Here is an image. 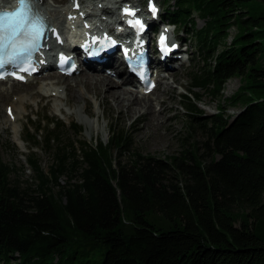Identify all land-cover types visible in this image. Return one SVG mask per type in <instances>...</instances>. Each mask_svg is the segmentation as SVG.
Here are the masks:
<instances>
[{
    "label": "trees",
    "instance_id": "trees-1",
    "mask_svg": "<svg viewBox=\"0 0 264 264\" xmlns=\"http://www.w3.org/2000/svg\"><path fill=\"white\" fill-rule=\"evenodd\" d=\"M162 1L161 18L195 40L201 64L182 107L186 132L209 124L207 161L195 144L180 156L143 155L114 125L106 142L77 146L66 137L80 125L39 118L24 138L53 154L48 169L29 151L35 182L23 185L0 160V264H264V16L244 0ZM234 76L242 83L227 100L242 110L230 120L220 107L200 123L199 92L219 98Z\"/></svg>",
    "mask_w": 264,
    "mask_h": 264
},
{
    "label": "rangeland",
    "instance_id": "rangeland-1",
    "mask_svg": "<svg viewBox=\"0 0 264 264\" xmlns=\"http://www.w3.org/2000/svg\"><path fill=\"white\" fill-rule=\"evenodd\" d=\"M44 1L45 4L50 6L59 5L63 7L67 4V0H63L65 4L61 0ZM102 1L104 2V0ZM103 2L100 3L103 4ZM105 2L112 3L109 0H105ZM157 2L162 5L161 12L163 13L165 4L162 0H157ZM241 8L248 10L252 16H264V0H244L241 3ZM103 17H107V15H103ZM195 21L197 28L202 26L201 19L195 16ZM260 23L264 26V19H260ZM63 27L65 28V26ZM170 28L173 27L170 26ZM179 30L180 28L176 27L173 35L177 40L183 41L182 46L186 45L188 49L187 54H190V58H187L182 64L176 61L174 62L173 69L162 71L166 77L163 79L165 82L160 83V87L147 94L149 95L148 98L153 99L155 109L153 112L159 111L160 105L156 103L157 100H164L163 106H165V109L167 108L158 114L159 118H157L158 120H154V126H147L149 122L148 117L142 119L141 123L136 122V118L139 115L138 112L118 113V108H116L111 94H107V97H104V105L102 107L98 106V100L91 93H85L84 99L81 97L76 98V95L79 94L78 88H81L80 91L82 92L83 87L76 86L73 90H67L63 86L68 83L73 87L75 85L74 75L77 72L67 79L59 80L53 85L54 87L52 88L55 89V92L59 93V96L50 95L47 97L43 89H40L42 86L44 88L51 87V85L46 86V81L50 84L54 83L55 79L53 77L47 78L45 81L42 79L47 73H54L53 71L36 75L30 82L20 85L13 84L12 82L0 83V160L14 167L15 172L11 174V179L18 180L23 185L35 182L33 170L26 160L29 151L33 150L35 152L44 171L51 164L53 159L52 153H48V150H41L40 147H32L29 150L31 142H26V138H24L27 135V127L36 123L37 119L45 117L53 120H62L67 126L69 122L80 125L82 127L80 135H75L73 132H70L68 135L66 132V135H68L66 139L74 141L77 146L81 142L91 143L96 139L106 142L108 136L107 129L110 125H114L132 132L133 141L143 155L150 154L156 158L170 155L180 156V152L185 153L187 150L192 149L193 144H195L199 152L204 154L203 161H207L209 153L204 147V142L206 140L205 131L209 124L202 126L196 133L186 132V120H188V117L185 116V109L182 107V94L185 93L186 89H189L191 70L199 64L200 60H198V53L195 50V40L188 35L190 27L188 26L182 32ZM236 31L237 28L235 26H232L228 30L226 44L231 42ZM115 82H120V79H116ZM241 83L238 76L227 79L219 98H213L208 91H200L201 97L197 103V107L203 112L199 119L200 123L204 124L207 117L216 114L220 107L222 118L232 120L242 110L243 106L240 103L230 104L227 99L237 90ZM162 85L164 86L162 87ZM121 87L123 88V86ZM121 87L111 85L110 90H121ZM131 93L134 95L136 92L132 91ZM98 96L99 98L101 97L100 94ZM68 97H71L72 101L66 103V98ZM17 102L20 104L18 117H16L13 123L9 124L7 121L8 115H10L9 110H11V105L14 108ZM23 102L25 103V108H21V103ZM143 111L144 109H141L140 112ZM189 137L191 139L185 141ZM128 157L127 154L112 156V158H116L115 164L117 161L122 164L128 160ZM65 179L64 176L60 178V184H64Z\"/></svg>",
    "mask_w": 264,
    "mask_h": 264
},
{
    "label": "bare ground",
    "instance_id": "bare-ground-1",
    "mask_svg": "<svg viewBox=\"0 0 264 264\" xmlns=\"http://www.w3.org/2000/svg\"><path fill=\"white\" fill-rule=\"evenodd\" d=\"M41 1V5H42V10L48 15V17L50 18L51 23H53L54 25L57 24H61L63 21V16L65 14H68V12L65 11L66 7L68 6L70 8V4H66L63 7L61 6H50L45 4L44 0H40ZM63 4H65V2H63V0H61ZM68 1V0H67ZM80 7H81V12H91L94 16L95 19H99L101 18L103 15L106 14V11L109 7L112 8L113 6H109L108 2H104L102 0H94L92 2L89 0H78ZM100 2H103L102 7L98 8V4ZM124 2V1H123ZM98 3V4H96ZM131 6L136 10V12L139 10L140 8V0H131ZM96 4V5H94ZM101 4V3H100ZM80 13H74L75 16L79 15ZM125 18V17H123ZM78 19V18H77ZM85 20V18H83ZM169 35L172 37L173 41H178L177 38L173 35V31L171 29H169ZM179 64H182L183 62L180 60H177ZM121 62L118 61H114V63H111L110 61H107L105 63L102 64H96L94 63L93 65L95 66V68H90V69H81L79 72H77L74 76H75V85L72 87L70 86L68 83L65 84L64 89L67 90H73L75 89L76 86H80L83 87L82 88V92L80 91L81 88H78V92L79 94L76 95V98H85V93L87 94H92L94 96V98L96 100H98V106L102 107L104 105V97H107V94H111V96L113 97V101L115 102L116 108H118V113L124 112V113H135L138 112L139 115L136 118V122L141 123L142 119H146L147 117L149 118V122L147 123V126H154V120H158L157 118H159V113L163 112L165 109L164 100H157L156 103L158 105H160V108L158 109L159 111H155L153 112L154 109V105H153V99L152 98H148L149 95L147 94H142L138 91L134 90H126L124 88H122L121 86L126 85L127 81L129 80L128 78H123L120 73L125 70V68L122 70L121 66H120ZM110 70L109 71H107ZM78 70V69H76ZM75 70V71H76ZM174 73V72H173ZM172 73V76H173ZM79 75V77H77ZM73 76V77H74ZM164 78L165 75H163ZM53 77L55 79L53 84H50L49 82H45L46 86H50L49 88H44L43 86L40 89H43V92H45V95H47V97H49L50 95L52 96H59L58 92H55V89L52 88L54 87L53 85H55L59 80H64L69 78L68 76H62L59 74H54L52 72L47 73L46 75H44L42 77V79L45 81L47 78ZM122 77V78H121ZM35 78V76L32 77V79ZM120 79V82H115L116 79ZM4 81H0V83H2ZM115 82V83H114ZM162 82H165V80H162ZM13 84H22L21 82H13ZM111 85H115V86H120L121 87V91L120 89L118 90H110V86ZM164 85H162L163 87ZM230 86V85H229ZM165 90V89H162ZM135 91L136 93L133 95L131 92ZM151 93V92H150ZM101 95V97L99 98L98 95ZM22 98V97H21ZM20 101V100H19ZM72 101L71 97L66 98V103H69ZM25 103H21V108H25ZM15 108V110H14ZM13 106L11 105V114L8 115V123L11 124L14 122V120L16 119V117H18L19 114V109H20V104L17 102L15 103ZM141 109H144L143 112H140ZM157 115V116H156Z\"/></svg>",
    "mask_w": 264,
    "mask_h": 264
},
{
    "label": "snow or ice",
    "instance_id": "snow-or-ice-1",
    "mask_svg": "<svg viewBox=\"0 0 264 264\" xmlns=\"http://www.w3.org/2000/svg\"><path fill=\"white\" fill-rule=\"evenodd\" d=\"M20 8L18 11L13 13H5L0 9V72L6 68L9 64L17 65L16 72H11L9 75H15L18 79H23V76L17 75L16 73H30L35 72L36 68L24 67L25 64H29L32 60V56L37 52L42 41L46 38L47 32L51 30L55 33V29H50L47 24L45 17L40 12H33L30 6L29 0H19ZM150 10L155 15L156 9L154 6L150 5ZM125 15L129 17H135V10L130 8L123 9ZM8 17H15V19L9 20ZM130 27L134 29H139L143 31L144 25L140 19H130L128 21ZM104 39L111 40L110 37H105ZM166 36L161 34L159 38V43L161 46V51L165 54L170 50L166 43ZM92 42L94 44L100 43L99 38L93 37ZM114 45L115 40H111ZM103 47V45H101ZM176 45H172L175 48ZM12 49L13 54L6 56L5 50ZM20 53H26L22 60L17 61L16 55ZM127 50H125V55L127 56ZM61 62H66L67 58L63 55L60 57ZM135 72L136 69L132 68ZM11 114V110H9Z\"/></svg>",
    "mask_w": 264,
    "mask_h": 264
}]
</instances>
